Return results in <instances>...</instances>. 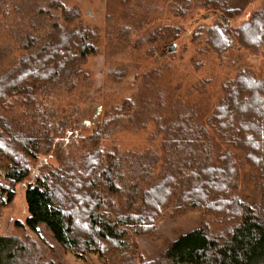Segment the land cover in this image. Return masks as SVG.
<instances>
[{"label":"rangeland","instance_id":"1","mask_svg":"<svg viewBox=\"0 0 264 264\" xmlns=\"http://www.w3.org/2000/svg\"><path fill=\"white\" fill-rule=\"evenodd\" d=\"M219 1L238 12L227 16L232 27L248 20L264 2ZM208 11L204 0H190L187 7L171 0H0V76L21 56L41 48L54 24L64 32L88 31L95 49L73 68L77 72L69 76L70 88L36 93L34 108L42 115L39 123L51 130L55 144L53 153L30 162L27 180L62 160L78 162L95 147L120 159L127 180L148 172L140 169L142 165L150 166L154 177L172 171L175 164H170L180 160L183 152L164 147L175 122L192 116L194 124L206 126L223 96L224 82L241 69L250 70L256 78L264 77L263 49L257 52L235 44L218 53L207 44L205 32L216 23L212 15L204 17ZM173 42L175 49L160 55ZM8 110L0 107V114L23 112L29 116L26 108ZM206 128L214 152L211 162L219 152L232 154L235 182L223 196L235 197L244 207L263 204L258 168L247 162L245 151L226 144ZM97 133L98 140L94 137ZM7 163L0 160V182ZM129 164L134 170L129 171ZM14 190L12 201L5 202V194L0 198V235L21 240L30 256L23 264H165L160 254L181 234L203 226L214 237L227 233L238 220V215L226 217L218 211L180 206L173 197L159 206L151 230L128 234L126 252L108 248L101 256H78L59 245L44 224L38 225L37 232L16 226L24 223L28 213L24 185L19 183ZM125 202L126 196L118 193L117 202L110 205L126 206Z\"/></svg>","mask_w":264,"mask_h":264},{"label":"trees","instance_id":"2","mask_svg":"<svg viewBox=\"0 0 264 264\" xmlns=\"http://www.w3.org/2000/svg\"><path fill=\"white\" fill-rule=\"evenodd\" d=\"M171 1L181 7L190 2ZM204 3L210 9L207 15L216 20L205 32L207 44L214 51L222 53L238 44L257 52L263 49L264 56V2L238 27H232L227 17L238 12L219 0ZM90 35L84 30L64 32L54 24L41 48L21 56L0 76V107L8 111L26 108L30 116L23 112L0 114V160L8 161L0 182V198L5 194V202L12 201L15 185H24L28 215L16 226L37 232L38 225L44 224L59 245L78 256H101L108 248L126 252L128 234L151 230L159 206L176 197L180 206L202 208L207 213L218 211L226 217L238 215V220L227 233L214 237L203 226L181 234L160 254L165 264H264V203L244 207L235 197L223 196L235 182L232 154L219 152L212 163L211 133L206 128L226 144L245 151L247 162L259 170L264 193V77L256 78L250 70L241 69L224 82L223 96L206 119V126L194 124L192 116L175 122L173 133L164 141L165 148L183 151L180 160L170 164H175L172 171L154 177L151 167L142 165L140 169L148 172L127 180L121 173L120 159L95 147L78 162L62 160L27 180L30 162L53 153L55 144L51 130L39 123L42 115L39 108H34L35 95L70 88L69 76L77 72L73 68L95 52ZM94 137L98 140L99 133ZM129 166V171L134 170ZM118 193L126 196V206L110 205L117 202ZM22 244L17 236L0 235V264H23L25 258L30 261Z\"/></svg>","mask_w":264,"mask_h":264},{"label":"water","instance_id":"3","mask_svg":"<svg viewBox=\"0 0 264 264\" xmlns=\"http://www.w3.org/2000/svg\"><path fill=\"white\" fill-rule=\"evenodd\" d=\"M205 16H206V17H210L211 14H209V15H204V17H205ZM217 16H218L220 19H222L225 23H228V22H229V20L225 19L223 15L218 14ZM175 47H176V43H174V42L171 43V44L168 45V46H165V47L162 49V51L160 52V55H164V54H166L167 52L172 51L173 49H175ZM98 110H99V109H97V112H95L94 116L98 113Z\"/></svg>","mask_w":264,"mask_h":264},{"label":"bare ground","instance_id":"4","mask_svg":"<svg viewBox=\"0 0 264 264\" xmlns=\"http://www.w3.org/2000/svg\"><path fill=\"white\" fill-rule=\"evenodd\" d=\"M53 200V199H52Z\"/></svg>","mask_w":264,"mask_h":264}]
</instances>
